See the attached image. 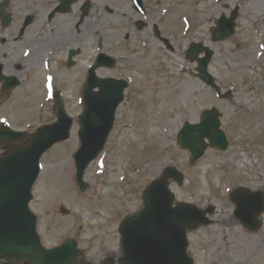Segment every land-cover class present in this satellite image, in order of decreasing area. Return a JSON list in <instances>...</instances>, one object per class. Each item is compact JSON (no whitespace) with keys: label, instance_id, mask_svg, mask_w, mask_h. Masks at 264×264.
Segmentation results:
<instances>
[{"label":"rangeland","instance_id":"1","mask_svg":"<svg viewBox=\"0 0 264 264\" xmlns=\"http://www.w3.org/2000/svg\"><path fill=\"white\" fill-rule=\"evenodd\" d=\"M18 1L28 5V0ZM166 1L171 4L169 23L175 51H167L159 42L152 44L148 53L136 51V43L113 44L115 53L126 61H119L114 72H99L101 77L126 79L130 87L105 151L86 173L89 187L85 193L75 184L73 159L83 110L81 74L57 76L54 65L50 69L45 65L41 73L32 76L36 81L26 93H19L0 113L7 112L5 117L16 127L34 131L55 119L50 92L59 89L74 119L71 139L45 155L33 189L30 208L39 218L38 231L46 247L74 239L86 251L90 264H105L109 257L116 261L106 264H119L120 223L142 209L146 186L167 167L175 166L185 176L184 186L171 182L177 201L203 209L216 207L212 227L189 233L195 264H264V214L260 231L246 232L241 225L230 223L235 209L229 201L230 192L238 187L262 192L264 200V0ZM180 2L186 5L179 6ZM234 9L241 12L235 36L214 43L211 32L217 19L223 14L230 16ZM35 29H28L23 40L42 47V55L47 57L52 40L48 43L43 29L38 33ZM41 32L42 45L36 43ZM194 42H204L214 50L210 71L221 88L228 89L233 80L245 85L239 87L241 100L237 99V104L220 101L197 78L196 65L186 60V51ZM239 58L247 63L243 65ZM213 106L223 113L230 147L225 152L208 150L190 165L191 156L177 144V135L185 122L197 123L201 113ZM60 206L71 214L61 215Z\"/></svg>","mask_w":264,"mask_h":264},{"label":"water","instance_id":"2","mask_svg":"<svg viewBox=\"0 0 264 264\" xmlns=\"http://www.w3.org/2000/svg\"><path fill=\"white\" fill-rule=\"evenodd\" d=\"M236 19L237 16L230 20L223 19L214 32L215 38L225 40L232 36ZM203 52L206 56L199 58ZM212 56L213 52L199 45L193 46L188 58L199 63L198 77L215 88L214 78L208 73ZM128 86L126 81L99 80L94 74L88 82L83 94L85 110L80 118V147L75 154L76 181L82 192L88 188L84 174L103 151ZM98 87L100 92H95ZM56 113L59 119L57 123L43 127L31 136L26 148L15 149L0 159V261L6 259L10 264L23 261H27V264H76L84 254L73 240L52 250L45 249L37 235V218L29 210V203L33 199L31 191L40 173L42 155L71 135L73 120L66 115L63 107H57ZM220 117L217 109L205 111L200 124L186 123L180 132L178 142L192 153L193 163L209 147L227 150L229 142L221 130ZM206 140L210 143L207 144ZM168 177H175L182 183L179 172L169 169L167 178L153 183L145 191V209L122 223L123 264H193L187 255V230L208 225L210 221L204 212L195 207L179 204L173 208L175 197L168 188ZM244 192L239 193L241 196L237 200L240 214L248 211ZM61 211L68 213L64 208ZM260 213H254L253 221Z\"/></svg>","mask_w":264,"mask_h":264},{"label":"flooded vegetation","instance_id":"3","mask_svg":"<svg viewBox=\"0 0 264 264\" xmlns=\"http://www.w3.org/2000/svg\"><path fill=\"white\" fill-rule=\"evenodd\" d=\"M167 3L166 0H28L27 5L18 0H0V113L19 93H26L36 81L32 76L41 73L40 69L43 71L45 61L47 65L53 61L56 75L86 76L101 52L116 54L113 44L136 43V51L148 53L151 45L159 42L171 50V4ZM21 11L26 14L19 17ZM37 12L39 15L34 16ZM12 14L13 22L8 25L6 18ZM29 16L31 22L27 26ZM33 26L36 33L44 26H52L51 30L43 29L48 43L53 41L47 57L42 55V47L23 40ZM43 35L39 34L36 43H44ZM15 83L19 85L14 89ZM230 83V103L237 104L241 100L239 87L245 85L236 80ZM2 115L7 116V112Z\"/></svg>","mask_w":264,"mask_h":264}]
</instances>
